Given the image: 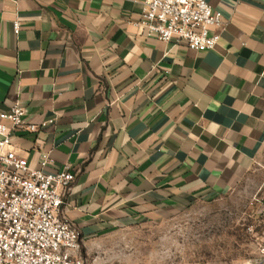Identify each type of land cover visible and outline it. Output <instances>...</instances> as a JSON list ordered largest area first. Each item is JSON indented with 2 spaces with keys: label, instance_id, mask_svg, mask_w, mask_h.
Masks as SVG:
<instances>
[{
  "label": "crops",
  "instance_id": "crops-1",
  "mask_svg": "<svg viewBox=\"0 0 264 264\" xmlns=\"http://www.w3.org/2000/svg\"><path fill=\"white\" fill-rule=\"evenodd\" d=\"M207 1L225 26L196 51L148 35L142 0H0V114L40 126L12 133L31 168L76 173L83 242L221 197L262 154L264 0Z\"/></svg>",
  "mask_w": 264,
  "mask_h": 264
},
{
  "label": "built area",
  "instance_id": "built-area-1",
  "mask_svg": "<svg viewBox=\"0 0 264 264\" xmlns=\"http://www.w3.org/2000/svg\"><path fill=\"white\" fill-rule=\"evenodd\" d=\"M139 24L148 35L166 42H184L196 51L213 49L225 26L222 12L207 0H142ZM20 22L14 30L20 31ZM26 111L15 104L0 114V264H94L79 250L80 230L61 217L63 191L76 178L66 168L48 172L49 157L42 169H33L14 148L17 129L37 131ZM264 213V206H263ZM264 260V240L260 245Z\"/></svg>",
  "mask_w": 264,
  "mask_h": 264
},
{
  "label": "rangeland",
  "instance_id": "rangeland-1",
  "mask_svg": "<svg viewBox=\"0 0 264 264\" xmlns=\"http://www.w3.org/2000/svg\"><path fill=\"white\" fill-rule=\"evenodd\" d=\"M263 206L264 150L223 196L81 241L79 252L94 264H264Z\"/></svg>",
  "mask_w": 264,
  "mask_h": 264
}]
</instances>
